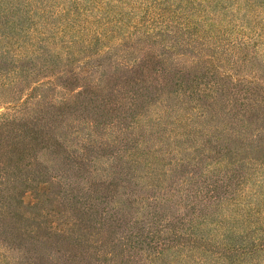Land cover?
I'll return each mask as SVG.
<instances>
[{
	"label": "rangeland",
	"instance_id": "obj_1",
	"mask_svg": "<svg viewBox=\"0 0 264 264\" xmlns=\"http://www.w3.org/2000/svg\"><path fill=\"white\" fill-rule=\"evenodd\" d=\"M52 5L0 0V264H264V0Z\"/></svg>",
	"mask_w": 264,
	"mask_h": 264
},
{
	"label": "trees",
	"instance_id": "obj_2",
	"mask_svg": "<svg viewBox=\"0 0 264 264\" xmlns=\"http://www.w3.org/2000/svg\"><path fill=\"white\" fill-rule=\"evenodd\" d=\"M54 1L55 0H53V1L52 0H23L24 6L26 7V9L29 10L31 8L30 9L31 10V13H33V12L36 13V12L39 11L41 14H43L42 15L43 16V20H44L43 22H45L47 24L46 26H49V27H51V25H48V23L51 22V21H50V18H46V15L51 10L52 6H54V5H52V3ZM68 4H70V3H65V7H62L60 9H57L56 10V13H53V12H55V10H54L52 12V14H51V17L52 18L60 17L62 19L60 24L61 25H64V26H67V24H69L71 22V18H73V19L76 18V17H74L75 10L78 11V13L80 12L79 9L78 10L76 9V6L78 5L76 2L73 1L70 4V7L71 8L68 7ZM26 9H23V7H22V10H26ZM70 9H71V12H70ZM28 40H30V39H28ZM262 100H264V95H262ZM189 238H191V236H189ZM191 241H192V243H196L198 241V239L196 237H194V238H191ZM261 244L262 245H260V244L253 245L252 246V249L254 251H256L257 247H260L261 249L264 248V244L263 243H261ZM214 246H216V245H214ZM214 248L217 249L218 247H214ZM194 249H196V250L197 249H202V250H206V251H213V250H215V249H212V248H208L206 245L200 246V245H196V244L195 245H192V247H191V250H194ZM228 249L239 251V249L236 246H230ZM158 252H160V250H158ZM216 252H219V251L217 250ZM224 256L227 257V258L230 257V255L227 253V251H224Z\"/></svg>",
	"mask_w": 264,
	"mask_h": 264
}]
</instances>
